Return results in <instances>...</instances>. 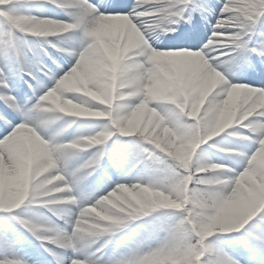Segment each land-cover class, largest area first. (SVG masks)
<instances>
[{"label": "clouds", "instance_id": "clouds-1", "mask_svg": "<svg viewBox=\"0 0 264 264\" xmlns=\"http://www.w3.org/2000/svg\"><path fill=\"white\" fill-rule=\"evenodd\" d=\"M195 2L207 20L213 9ZM112 3L29 0L59 19L0 0V37L13 41L0 40V101L18 118L0 110L9 128L0 211L31 214L22 227L47 264H264L221 243L242 234L264 257V87L241 81L251 58H264V0H227L229 15L212 27L234 31H213L195 49L161 46L194 27L185 0H131L122 11ZM24 77L29 91L14 94ZM112 151L124 161L120 178L105 172L111 187L85 194ZM9 241L0 264H45Z\"/></svg>", "mask_w": 264, "mask_h": 264}, {"label": "rangeland", "instance_id": "rangeland-1", "mask_svg": "<svg viewBox=\"0 0 264 264\" xmlns=\"http://www.w3.org/2000/svg\"><path fill=\"white\" fill-rule=\"evenodd\" d=\"M93 1L96 2V0H93ZM130 2H131V0H124V3H126V4H128ZM201 2L205 3L206 5H210L211 8L213 9V11L216 13H218L220 11V7L223 4V0H201ZM16 7H17L18 11L22 12V13L31 12L32 14H36V15H40V14L52 15L55 18L67 19V17L64 16L63 13H61L59 10H54L53 8H51V6L47 7L46 9H44L42 11H37L30 4L21 2V3H17ZM205 15H207V13H205ZM215 20H216V17L214 15H207V20H205L201 17V15L199 13L194 14V27H192V31L190 34L194 33L200 38L199 47L202 45V43H204L207 40L208 35L211 33L212 24L215 23ZM6 28H7V25L4 23L3 18H0V32H3ZM185 28H187V27L185 26ZM183 31H184V29L181 28L180 35H183V36L171 37L168 40H166L165 43L161 46L162 47H170L173 44H179L180 47L193 48L190 46L189 43L184 42L182 40V37L188 36L187 33H186V35H184L182 33ZM193 49H195V48H193ZM0 50H2V48H0ZM24 50L27 51L26 48ZM48 50H49V52H51L53 54V56H57V54L55 53V51L53 49L49 48ZM29 55H31V54L29 53ZM57 58L59 59V57H57ZM251 61H252V65H253V67H251V70H250L251 73L242 74L241 81L245 82V83L264 87V58H258L256 56H253L251 58ZM44 62L46 64H48L49 67H52L53 69H55L56 66L53 65L52 61L50 59H48L47 57H44ZM59 62H60V64H62L64 66V68L66 70L68 67V64L64 60H60ZM245 71H248V68H246ZM41 79L43 80V82L46 85H48L49 87L51 86L52 81H50L49 78L42 76ZM24 80H28L29 82H33V81H31L30 77H24L23 79L16 81V83L18 85V91L14 94L23 96V94L25 92L29 91L27 88V85L24 83ZM3 109H4V106L2 104H0V110H3ZM17 122H18V120H17ZM87 155L88 154H85L81 159H86ZM120 159H122L121 156L115 151L111 152L110 156L106 155L104 157V160H103V165H104L103 168L100 169L96 173V175H94L93 177L90 178V180L88 181V186L85 189V194L90 192L92 190V188H94L97 184L102 186V191H101V193H98V194H102V192L107 191L108 188L111 187V183L108 181V178L105 175V172H107V174L112 177L113 181H116L120 178L121 169H122V168H120V169L115 170V172H109L107 165H111L112 161H115L116 163H120L118 161ZM38 211H39V213L50 217L56 223L57 222H63L60 220H56L55 217H52L51 213H49L47 211V209L39 208ZM17 214L22 215L24 218H31V214L29 212H27L23 207L17 211ZM0 218H2L1 224H3L1 226L9 227V230L15 233V239L20 242L19 247L21 249V254L26 255V257L29 258L30 260H39V261L45 262V264H47V262L51 260V257L48 255L47 252L44 251V248L41 247L39 242L35 241L37 243V245H30L27 242H25L24 237H23V233L20 232V230H24V228L21 225H19L15 221L11 220V218L5 213H0ZM14 223L18 224L19 228H21V229H17L18 227L16 225H14ZM12 228L14 230H12ZM239 242H241L240 246L237 245ZM221 243L225 247H227L229 251L233 252V254L236 255L238 258L248 259L250 255H253L255 260L264 259V257H262L260 255L259 251L255 248L254 245L252 246L253 247L252 253H249L246 250L245 243H244L243 238H242V234H231L230 236L224 238L221 241ZM248 243H251V242L249 241ZM49 247H51V245H49ZM34 249H37L38 253L33 254Z\"/></svg>", "mask_w": 264, "mask_h": 264}, {"label": "snow or ice", "instance_id": "snow-or-ice-1", "mask_svg": "<svg viewBox=\"0 0 264 264\" xmlns=\"http://www.w3.org/2000/svg\"><path fill=\"white\" fill-rule=\"evenodd\" d=\"M28 3L29 0H9V3ZM227 3V0H223V4L220 7V11L218 13L213 12L212 15L216 17L215 23L212 25H215L217 22V19H223V17H226L229 15L227 11L224 10V4ZM127 4L124 3V0H113L112 5L110 6L111 10L113 11H122L126 8ZM185 7L187 11H191L192 13H204L208 11L206 8H204L202 5L196 4L195 0H185ZM0 12H4V7L0 6ZM7 15H12L11 13H6ZM215 32H222V33H229L231 31H234V29H229V28H216V27H211V33ZM211 33L208 35L210 36ZM0 40H3L7 43L9 48L12 47L13 41L10 39H7V37H0ZM182 40L184 42H187L190 44L191 47L193 48H198L199 47V40L200 38L196 34H190L188 36L182 37ZM170 47H180L179 44H173ZM219 51L221 52H228L230 51V45L224 46L219 48ZM16 55H23V51L20 48L15 49ZM7 50L2 49L0 50V55H6ZM0 104H3L2 101H0ZM3 111L7 114L9 120H11L13 123H16L18 118L16 115H14L11 111H8L7 107L4 106ZM9 131L8 127L0 125V138H2L7 132ZM17 210V209H15ZM0 213H5L7 214L11 220L15 221L21 226H26L27 225V220L24 218L22 215L17 214L14 211H0ZM9 238L15 239V233L9 230V227L6 226H0V242H10Z\"/></svg>", "mask_w": 264, "mask_h": 264}, {"label": "bare ground", "instance_id": "bare-ground-1", "mask_svg": "<svg viewBox=\"0 0 264 264\" xmlns=\"http://www.w3.org/2000/svg\"><path fill=\"white\" fill-rule=\"evenodd\" d=\"M94 2V1H93ZM187 28H185V26H183L182 28L184 29V31L182 32L184 35H186V33H187V35H189L190 33H191V31H192V27L190 28V27H188V26H186ZM186 30V31H185ZM179 36H183V35H179ZM250 70H251V67L250 68H248V71H244V73L243 74H245V73H251L250 72ZM247 75V74H246ZM112 152H114V151H112ZM120 163H118L119 165H120V168H123L124 167V161H123V159H120V160H118ZM107 167H108V170H109V172H115V170H117L116 168H113L112 167V162H111V165H107ZM119 168V169H120ZM19 209H17V210H14V212H16L17 213V211H18ZM1 219L2 218H0V226L1 225H3V224H1ZM57 223H59V224H63V222H57ZM14 225H16L18 228L17 229H21V228H19V226H18V224H16V223H14ZM12 230H14L13 228H12ZM20 232H22L23 233V237H24V240H25V242H27L28 244H30V245H37V243L35 242V240L31 237V235L24 229V230H20ZM238 246H240L241 245V242H239L238 244H237ZM36 253H38V250L37 249H34V251H33V254H36ZM70 255H71V253H69Z\"/></svg>", "mask_w": 264, "mask_h": 264}]
</instances>
